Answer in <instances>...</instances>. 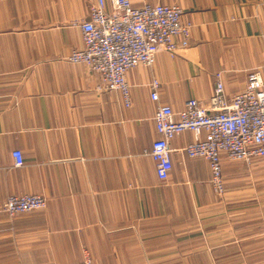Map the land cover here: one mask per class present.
I'll return each mask as SVG.
<instances>
[{
  "label": "crops",
  "instance_id": "1",
  "mask_svg": "<svg viewBox=\"0 0 264 264\" xmlns=\"http://www.w3.org/2000/svg\"><path fill=\"white\" fill-rule=\"evenodd\" d=\"M179 5L189 45L128 71L120 90L69 56L97 0H0V264H264V159L223 160L217 196L185 131L171 143V181L150 155L159 135L150 82L172 111L208 99L216 74L234 95L264 76V0H132ZM204 133L202 134V138ZM20 152L15 165L13 153ZM11 194L47 197L43 210L10 217Z\"/></svg>",
  "mask_w": 264,
  "mask_h": 264
},
{
  "label": "built area",
  "instance_id": "2",
  "mask_svg": "<svg viewBox=\"0 0 264 264\" xmlns=\"http://www.w3.org/2000/svg\"><path fill=\"white\" fill-rule=\"evenodd\" d=\"M179 5L144 3L134 6L132 0H97L86 19L78 24L83 47L72 51L69 60L82 63L99 77L100 91L120 90L127 107L132 106L131 86L127 74L137 66L152 67L160 51L172 57L189 45L192 25L182 21ZM216 85L208 99L189 98L178 112L160 103V81L154 77L149 86L151 99L157 103L154 114L159 135L150 155L156 163L161 181H171L173 172L171 143L185 131L194 140L184 150L190 158L205 159L210 168V182L217 196L226 194L223 160L264 159V76L259 70L248 73L246 86L228 95L222 73L216 74ZM204 137L202 138V134ZM15 151V165L21 164ZM48 199L41 194H11L3 206L10 217L43 210ZM78 264H92L89 249L83 251Z\"/></svg>",
  "mask_w": 264,
  "mask_h": 264
},
{
  "label": "rangeland",
  "instance_id": "3",
  "mask_svg": "<svg viewBox=\"0 0 264 264\" xmlns=\"http://www.w3.org/2000/svg\"><path fill=\"white\" fill-rule=\"evenodd\" d=\"M76 50V49H75ZM74 51V50H73ZM71 55V54H70Z\"/></svg>",
  "mask_w": 264,
  "mask_h": 264
}]
</instances>
